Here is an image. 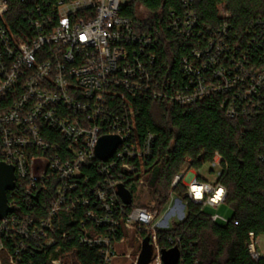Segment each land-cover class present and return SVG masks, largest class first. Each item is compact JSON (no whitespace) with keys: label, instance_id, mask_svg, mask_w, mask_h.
Returning a JSON list of instances; mask_svg holds the SVG:
<instances>
[{"label":"built area","instance_id":"2783aa9c","mask_svg":"<svg viewBox=\"0 0 264 264\" xmlns=\"http://www.w3.org/2000/svg\"><path fill=\"white\" fill-rule=\"evenodd\" d=\"M16 1L24 9L17 28L11 9ZM129 1L0 0V168L12 165L15 174L8 191L12 211L0 219V252L9 256L8 264H23L27 251L56 245L60 235H68L61 233L67 222L82 228L79 243L99 248L104 264L132 259L118 248L131 231L140 240L132 264H139L146 236L155 250L149 264H165L159 233L178 222L169 227L170 215L185 218L186 202L172 192L166 214L157 220L162 212L146 205L128 210L118 193L125 177L144 173L156 138L134 133L138 103L165 98L192 105L223 94L226 117L234 119L257 112L264 102V63L252 62L242 45L231 48L227 24L219 32L197 27L194 0H181L183 12H171L170 28L198 39L193 56L181 62L186 80L177 86L162 79L157 33L137 30L122 14ZM221 15L230 13L221 9ZM254 26V39L263 38L264 19ZM104 135L122 139L107 161L96 153ZM222 160L217 153L210 162L212 181L190 171L177 175L173 185L181 180L202 210L221 207L227 194L217 182ZM85 169L99 171L101 184L91 186ZM145 181L142 175L139 186ZM210 217L228 221L217 213ZM167 241L180 239L169 235ZM246 246L253 260L264 257L260 236L250 233ZM50 263L60 264L61 258Z\"/></svg>","mask_w":264,"mask_h":264},{"label":"trees","instance_id":"16d2710c","mask_svg":"<svg viewBox=\"0 0 264 264\" xmlns=\"http://www.w3.org/2000/svg\"><path fill=\"white\" fill-rule=\"evenodd\" d=\"M194 1L199 19L197 27L204 33L208 30L219 32L227 24L231 48L235 44L242 45L252 62L264 63V37L254 39L252 33L256 21L264 19V0ZM11 9L17 28L24 21V9L17 1ZM221 9L230 16H222ZM172 11L183 12L181 0H130L122 14L132 19L137 30L157 33L161 77L170 78L180 86L186 80L180 69L182 59L193 56L192 50L198 46V39L179 36L170 28ZM241 55L240 50L238 56ZM224 100L223 94H213L192 105L165 98L145 99L138 103L134 133L140 138L152 133L156 138L144 173L138 170L124 178L133 197V202L126 208L129 210L134 206L142 175L152 189L155 208L163 210L172 192L183 198L185 218L176 222L172 229L159 233L163 249L178 248L180 257L176 264H264V257L253 260L246 246L250 233L264 234V162L260 160L264 155V102L257 112L229 119ZM217 153L223 157V169L217 182L227 191L224 204L233 209L227 222L213 221L212 213L189 199L181 180L173 185L185 165L199 170L205 163L213 161ZM84 172L89 175L91 186L101 184L103 177L99 171L85 169ZM62 231L68 232L65 238L60 235L56 245L43 251L37 250L34 254L27 251L22 263L51 264V258H61L60 264H104L99 248L79 243L78 234L82 228L76 225L72 229L67 222ZM98 231L103 229L98 228ZM141 234L146 235L144 231ZM169 235L180 241L170 244L167 241ZM57 247L59 252H56ZM0 256L8 264L9 256L4 252H0Z\"/></svg>","mask_w":264,"mask_h":264},{"label":"water","instance_id":"95a60500","mask_svg":"<svg viewBox=\"0 0 264 264\" xmlns=\"http://www.w3.org/2000/svg\"><path fill=\"white\" fill-rule=\"evenodd\" d=\"M122 143L118 135H104L100 138L96 148L97 156L107 161L110 159L117 147ZM15 187V174L12 165L2 164L0 168V219L6 217L12 208L8 203V191ZM118 193L125 204L130 205L133 202L131 191L123 184L119 186ZM155 255L154 246L150 242V237L146 236L142 245V252L139 258V264H149ZM180 257L178 248L162 250V259L165 264H176Z\"/></svg>","mask_w":264,"mask_h":264},{"label":"rangeland","instance_id":"374dc122","mask_svg":"<svg viewBox=\"0 0 264 264\" xmlns=\"http://www.w3.org/2000/svg\"><path fill=\"white\" fill-rule=\"evenodd\" d=\"M210 163L207 162L203 165L202 168H200L199 170L196 171V169L194 168H188L187 165H185L182 169V172H185V175H187L190 171H194V172H198L200 175H202L203 177H207L209 181L213 180V177L215 176V172L210 170ZM181 172V173H182ZM186 178V177H185ZM174 197H177V194H173ZM170 202V201H169ZM169 204V203H168ZM168 204L164 207L163 210H159L158 208H155V201L152 197V189L146 179V181L141 184L134 196V206H138V205H146L152 208H155L158 212H162L161 215L159 216V218H157V220L161 219L167 211L166 210ZM207 211H209L210 213H217L222 217H225L226 219L231 218L233 215V209L231 206L223 204L221 207L219 208H207ZM184 213H186V209L184 210ZM181 220L180 217L175 216V215H170V218L168 220V225L169 227L176 221ZM260 240L262 242V248L264 249V234L260 235ZM139 244H140V240H139V235L135 233V231H131L128 236L126 241H124L121 245H119V249L122 252L125 253H130L131 254V258L134 260L137 257L138 254V249H139ZM132 259L129 260V258L127 259V261L119 259L116 260L115 264H132Z\"/></svg>","mask_w":264,"mask_h":264},{"label":"crops","instance_id":"0c3cea01","mask_svg":"<svg viewBox=\"0 0 264 264\" xmlns=\"http://www.w3.org/2000/svg\"><path fill=\"white\" fill-rule=\"evenodd\" d=\"M197 171V170H196ZM198 173V172H197ZM200 177L202 178V179H208L207 177H203L202 175H200Z\"/></svg>","mask_w":264,"mask_h":264}]
</instances>
